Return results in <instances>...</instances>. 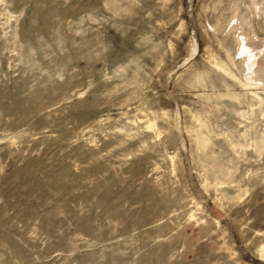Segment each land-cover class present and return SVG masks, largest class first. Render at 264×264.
I'll list each match as a JSON object with an SVG mask.
<instances>
[{"label":"rangeland","instance_id":"374dc122","mask_svg":"<svg viewBox=\"0 0 264 264\" xmlns=\"http://www.w3.org/2000/svg\"><path fill=\"white\" fill-rule=\"evenodd\" d=\"M0 264H264V0H0Z\"/></svg>","mask_w":264,"mask_h":264}]
</instances>
